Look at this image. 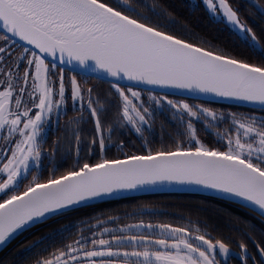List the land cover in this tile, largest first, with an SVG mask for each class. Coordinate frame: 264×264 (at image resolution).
Instances as JSON below:
<instances>
[{"label":"snow or ice","instance_id":"obj_1","mask_svg":"<svg viewBox=\"0 0 264 264\" xmlns=\"http://www.w3.org/2000/svg\"><path fill=\"white\" fill-rule=\"evenodd\" d=\"M183 6L232 39L192 27L174 0H0V249L57 223L18 245L12 264H264V0ZM210 96L260 112L189 102ZM69 101L63 139L46 148ZM160 113L172 127L161 121L154 143ZM218 117L226 126L213 131ZM162 186L214 190L259 224L225 234L189 215L65 219Z\"/></svg>","mask_w":264,"mask_h":264},{"label":"trees","instance_id":"obj_2","mask_svg":"<svg viewBox=\"0 0 264 264\" xmlns=\"http://www.w3.org/2000/svg\"><path fill=\"white\" fill-rule=\"evenodd\" d=\"M174 3L180 6L181 18L186 19L192 27L201 31L207 30L209 33H217L220 29H223L220 35L228 37L229 40L232 39V36L223 24H209L207 13L203 8L193 12L183 6L185 3L190 4L191 0H174ZM241 3L247 4L248 0H241ZM180 98L183 99L185 97ZM189 102L206 103L208 106L216 109L218 113L221 110L260 112L257 108L221 102L206 100L192 101L191 99ZM69 112L70 113H67V117L74 115L72 110H69ZM169 116L170 114L164 113H160L156 116L153 132L149 136L154 143H159L161 121L165 122L167 128L172 127V124L168 121ZM66 121L67 119H64V116H62L60 126H57L55 130H51L48 133L45 143L46 148L52 146L54 141L63 139L64 132L62 125ZM218 121V124L214 125L213 131H215L217 127L222 129L223 126H226L227 122H222L219 117ZM201 135L207 134L201 132ZM136 143L137 146H139L140 142L136 141ZM144 206L155 209L156 213L149 214L148 212H144L141 215L138 209ZM93 213H102L104 216L120 214L122 217L125 213L130 214L129 217L118 220L117 223L119 224L131 223L138 218H142L146 223L149 220L153 223L157 222V220L160 222L176 221L180 216L189 215L193 221L207 219L210 223L218 224L220 230L225 234L235 233V229L228 228L226 226L227 224L243 227V221L245 220L259 224V219L254 211L241 207L232 200L198 192H146L111 198L99 201L90 207L80 209L65 219H76L80 216ZM55 227H57L56 222H47L43 225H37L36 228L32 230L31 235L21 234V236H18L0 252V259H3L6 264H12L15 255L23 251L18 245L22 244L27 239H31L47 231L49 228Z\"/></svg>","mask_w":264,"mask_h":264},{"label":"water","instance_id":"obj_3","mask_svg":"<svg viewBox=\"0 0 264 264\" xmlns=\"http://www.w3.org/2000/svg\"><path fill=\"white\" fill-rule=\"evenodd\" d=\"M200 100L240 105L234 100H229V99H226V98H217V97H214V96H210V97H207V98H201ZM242 106H248V107H253V108L259 109L258 107L254 106V105H242ZM146 192H198V193H204V194H209V195H213V196L226 198L224 196H221L219 193H217L214 190H205V189L200 188V187H169V186H162V187H149V188H146V189H143V190H139V191H126V192L119 193V194H117L115 196L106 197L103 200L116 198V197H122V196H126V195L138 194V193H146ZM226 199H228V198H226ZM103 200H101V201H103ZM2 250L3 249H0V252Z\"/></svg>","mask_w":264,"mask_h":264},{"label":"rangeland","instance_id":"obj_4","mask_svg":"<svg viewBox=\"0 0 264 264\" xmlns=\"http://www.w3.org/2000/svg\"><path fill=\"white\" fill-rule=\"evenodd\" d=\"M69 110H71V102H70V101H69V108H68L67 113H70ZM74 114H75V113H74ZM67 115H68V114H66V115H62V116H64V119H68ZM62 116L60 117V120L62 119ZM69 117H70V116H69ZM210 119H211V118H210ZM218 122H219V121H218V119H217V122H216L215 125H217ZM56 127H57V125H56L55 123H52V124L47 125L48 133H49L51 130H55ZM47 135H48V134H47Z\"/></svg>","mask_w":264,"mask_h":264},{"label":"flooded vegetation","instance_id":"obj_5","mask_svg":"<svg viewBox=\"0 0 264 264\" xmlns=\"http://www.w3.org/2000/svg\"><path fill=\"white\" fill-rule=\"evenodd\" d=\"M239 258L237 257L234 261L233 264H236L238 262Z\"/></svg>","mask_w":264,"mask_h":264}]
</instances>
